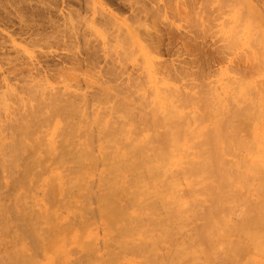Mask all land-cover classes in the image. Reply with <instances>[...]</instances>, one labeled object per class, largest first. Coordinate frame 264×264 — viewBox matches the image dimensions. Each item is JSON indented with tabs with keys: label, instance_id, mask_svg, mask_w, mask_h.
<instances>
[{
	"label": "rangeland",
	"instance_id": "374dc122",
	"mask_svg": "<svg viewBox=\"0 0 264 264\" xmlns=\"http://www.w3.org/2000/svg\"><path fill=\"white\" fill-rule=\"evenodd\" d=\"M239 2V0H0V124L10 122L12 125V123L17 122L18 124H16L20 125L27 121L31 107L28 102L24 104L25 100L22 98H27L29 94L32 99V107L34 104H38L37 107L39 108L36 111V117H31L32 121L26 122V125L32 130H30L31 137L24 139L26 143L32 144L33 140L31 138L36 140L44 137L46 122L42 124L40 119L45 120L46 118L45 106L50 97L57 96L62 99V103L67 101V106L69 107V116L67 115L68 125L69 122L71 123L70 127H68L70 132L69 159L67 158L66 162V174L67 178L70 179L69 181L66 178L70 184H68V188H70L68 191L65 190L63 194H58L55 197H51V199L50 194L46 197V194H48L46 192L47 186L42 183L43 178L46 176V171L51 168L53 170L52 175H54L60 166L58 167V159L57 161L55 159L54 162L51 158L40 159L42 149H39L40 152L36 155L33 154L36 159L33 164L35 168L32 167L31 173L22 172L25 169L24 166L28 162L31 163L29 155L31 152L28 150L21 151L23 155L19 152L20 156H17V159H19L16 160L15 169L10 164H7L8 170H10V167L12 168L11 172H8V170L5 172L7 176H4L3 170H0V202L5 203V208L0 203V212L1 214L3 213L0 215V220L4 221V224L3 221L2 223L0 221V227L5 225V230H0V264H15L22 259L24 254L25 257L30 256V264H89L91 261L93 262L90 264L192 263L185 257L174 258V261L173 256H178L171 251L176 249L173 245L175 246L177 243L176 246L182 243L186 244L184 241H187L188 245L192 244V241L195 242L193 237V240L191 239V236L194 233L193 231L199 229V226L201 228L204 224L202 219L199 218L200 222L195 217V219H192L195 222H192L190 216L192 217L193 215H189V212L187 217L184 216L179 219L180 222L183 220L181 226L180 223L177 226L178 220V222L176 221L177 225L174 222L170 223V226L168 225L166 229L170 228V232H174V235L171 234L173 237L169 235V238L163 235L164 224L162 223L161 228L158 226V221L161 220L159 218L162 217L163 221L166 218L162 215V212L163 214L168 213L167 206H163L164 204L156 197L151 196L150 198V196H147L148 200H145L146 197L142 199L143 205L137 201L128 207L129 212H138V217H136L137 221L136 218L129 217L128 225L129 227L133 226L132 231L129 232L131 233L130 235L128 233H124V235L120 231L121 224L109 227L100 215L97 197H100L103 192L101 181L105 172L104 168L108 166V163H111V158L114 156L115 151L127 147L129 139H134L137 136L149 139L148 144H146L149 145V148L145 146L144 149L146 151L143 149L141 154L150 157L151 154L147 156V153H152L151 151L156 145H152L155 143H152L153 136L156 132L161 134L165 131L161 126L154 127L152 122L154 118L158 119L165 113L164 109L166 111L167 103L168 107L172 106L171 108L178 112L177 115L179 117L183 113L181 116L182 121L184 116L190 121L192 118L191 114L194 113L196 116L195 120L194 118L190 122L184 120L183 124L189 123L188 127H194L197 124L195 126L197 127L201 123L198 119L202 114V111H200L202 107L199 105H203L204 102L205 105L209 102L212 105H216L217 99L220 98V101H222L221 114L226 112L225 110L228 106L227 112L234 111L229 121H234L233 123L231 122L233 125H236L235 122H237L239 126L238 123L240 122L237 119L239 116L236 115L239 110V102H237V96H235L237 95V93L235 94L236 84L239 85L242 82L253 83V86L247 89L248 98L255 95L257 97V93L262 91V88L256 89L257 84V87L264 88V62L261 63V61H257L252 56L253 54L256 55L258 48L259 52L262 51V48L253 41L246 42L243 21L239 20L242 22L240 24L239 21L234 19L233 10L239 8V6L241 8L239 10H243L246 7L242 8L244 4L240 2L242 5H239ZM245 3L250 5L255 12L257 11L256 13L260 12V15L264 11V0H245ZM243 14L245 16V13ZM257 62H259V65H257ZM253 89L254 91L256 90L255 94H253ZM165 91L167 92L165 93ZM225 91L227 93L224 95ZM63 93L65 95L61 97ZM232 93H234L235 97H233ZM168 97H170L169 100L164 99H168ZM208 98L210 100L212 98V100L209 101ZM227 100L229 103L226 102ZM196 103L197 105L199 104L198 107ZM243 104L244 102L241 105ZM178 105L182 107L179 108ZM120 108L123 110H120ZM156 109L158 110L156 111ZM125 110H129L126 112L127 116H134L135 114V119L133 117L127 119L126 113H122ZM117 111H120L121 116L117 115ZM154 111L156 114L159 111L162 114L157 116L152 113ZM146 113L149 114V118ZM122 115H124V120ZM140 118L141 120H139ZM107 121L110 122L108 123ZM111 121L116 123L114 124ZM140 121H143V124L146 122V124L143 125ZM111 123L114 124L113 127L116 126L112 128ZM106 125H111L110 128L112 130ZM106 128L110 131L114 129V133L109 130L105 133ZM240 128V131L238 130L239 133L237 132L238 136L241 135L239 139L243 137V140H246L247 136L251 137L248 127H246V130L243 129L245 127ZM162 129L163 131H161ZM129 130L130 132L132 130L133 132L136 131L135 133L141 131L134 136L133 132L130 133ZM40 131L41 133H39ZM4 132L8 134L6 131ZM262 132L264 135V128ZM20 134L21 132L18 131L17 136L22 137ZM109 134H112L113 138H115L113 141L107 138ZM103 135L104 137L107 135L106 138ZM198 140L199 138H195V141ZM105 143L107 144L106 147ZM79 144L80 146H78ZM194 146L185 145L180 150H172L170 145H167V154L171 155L177 152L175 153L177 154V161L173 164H168V158L166 161L167 171L159 173L158 181L164 183L168 179L175 180L177 182L176 190L177 188L179 190L176 193L178 195L181 194V197L188 200L193 199V197L199 198L203 204H200L202 203L200 200L199 202L198 199H195L198 201L197 208L202 209L207 207L206 202L203 201L205 199L204 190L200 187L201 185H197L196 189L198 188V191L193 188L195 190L189 192L190 184L189 180H187L188 175L186 176L188 161L196 159L195 153H197L198 148ZM41 148L45 149L46 146H41ZM237 149L239 148H235L230 154L224 156L225 163L227 161V163L233 164L234 160L236 161L241 157L247 158L250 155V153L247 154L245 151ZM188 151L191 153L189 152L190 154L186 155ZM233 153L237 154L234 156ZM77 154H81L82 157ZM25 155L30 160H26ZM7 157L8 162L15 158V156L13 158L6 156L5 158ZM24 157L25 162H23ZM37 158L38 161H36ZM79 158H82L81 162ZM75 160L79 162L76 163ZM41 163L44 164L40 165ZM0 168L2 167L0 166ZM184 168L186 170H183ZM13 169L15 171L12 172ZM173 169H178L180 175L177 170L174 172ZM143 170V167H139L137 168V174L135 172H125L123 180L128 181L135 176H139L145 181L143 178L146 175L143 174ZM8 173L9 175L11 173L13 178ZM78 173L84 174L81 181L78 180ZM73 176L74 181L72 179ZM181 179L183 182H180ZM186 193H188L190 198ZM249 194L252 196L251 199L255 198L254 193L250 192ZM62 195L65 196L62 198ZM231 195L233 197L235 194H229L227 204L228 206L234 204V206H231L232 208L226 206L229 209L231 208L233 212L231 209L228 211L226 207L225 209L227 210L223 212H226L225 216L227 215L228 219L232 220L231 223L234 224V222L239 221L240 209L242 210L244 206H241L242 204L239 201L236 202L240 203V206H236L235 202L230 200ZM47 198L53 203L48 204ZM145 201L148 203L147 205H145ZM158 201L159 204H157ZM149 203L152 205H149ZM42 204L49 209L52 205L51 208H53L54 215L51 219L44 217L42 214L43 211H41L40 207ZM139 204L141 205L138 206ZM136 205L138 206L137 208ZM161 205L162 208H160ZM230 211L232 214H230ZM149 216L150 221L158 219L157 222H153L154 225L157 224L155 225L157 228L152 225V221L149 222V219L146 218ZM140 217L143 218L140 219ZM28 220H32L42 232L41 234L46 236L45 239L49 240L57 238L56 240L59 241L61 235L67 238L71 233L82 230L84 235H86L82 234L81 237L84 238L80 237V242L83 245H87L88 248H92L91 254L81 247L80 242L75 243L67 240L66 249L62 256L51 262L55 256L54 254L47 255V250L50 246L49 241L43 240L45 243H40L37 239L35 240L34 236L32 237L33 234L31 232H24V229L27 230ZM138 222H141V225ZM53 223H58L59 226L54 228ZM137 223L138 225H133ZM193 226L195 230L192 228ZM153 227L155 228L153 229ZM176 228H181V230L177 229L178 231L176 230L175 232ZM182 232H184V235ZM161 233L162 235L159 236L158 234ZM185 233L189 235L185 236ZM143 236L148 239H155L154 242L157 243L155 248L153 247L154 249L149 250V243H145L146 245L142 244L139 247V241L141 242L139 239ZM121 238H124L125 244L127 242L128 244H119L118 241ZM232 239H235V237ZM123 245L127 247L123 248ZM135 245L141 249H136ZM13 247L14 250L12 251ZM15 247L18 248L16 249ZM21 248L25 251H21ZM140 251L143 252L141 253ZM171 254L173 255L171 256ZM13 255L15 256L12 257ZM200 255L193 262H196V264H208L203 260V255ZM217 256L221 258V254H217ZM89 257L90 259H88ZM218 257L217 260H220Z\"/></svg>",
	"mask_w": 264,
	"mask_h": 264
},
{
	"label": "bare ground",
	"instance_id": "6f19581e",
	"mask_svg": "<svg viewBox=\"0 0 264 264\" xmlns=\"http://www.w3.org/2000/svg\"><path fill=\"white\" fill-rule=\"evenodd\" d=\"M239 1L242 4H244V5H242L239 2V5H242V8L244 6H246L245 9L243 8V10L245 11V12H243V13H245V16H243L244 14L241 12L243 10H239V8H240V6H239V8H236L235 10H233L234 11V19L237 21H239V20L243 21V28H245L244 38L246 39V42L249 43V41H251V42L253 41V42L259 44L260 47L262 48V51L260 50L261 52H259V48H258L256 55L255 54L252 55L254 57V59H256L257 61H261V63H262V62H264V17H263L264 11L263 12L261 11L262 12V14H261L262 16H261L259 14L260 12L256 13L257 11L255 12L254 9L250 5L245 3V0H239ZM261 9H263V8H261ZM241 23L242 22H240V24ZM235 28H236V26H235ZM233 30H234V28H233ZM254 47H255V45H254ZM248 57H250V56H248ZM258 63L259 62H257V65H259ZM255 65H256V63H255ZM256 84H257V82H256ZM261 85H259V86H261ZM236 86L238 87V89H236L237 88L236 87L235 88L236 92H235V90H234V92H235V94L237 93V95H235V96H237V102H239L238 103L239 110L238 111L236 110V109H238L237 108L238 105L235 106L236 107L235 110L238 112V113H236V111H235V113H236V115L239 116V118L236 117L237 119H239V122H240V123H238L239 126L237 125V122H235L236 125H233L232 123L234 121L233 122L231 121L232 123L229 121L231 116H233L234 111L233 112H230V111L227 112L228 106L225 110L226 112L222 111L226 114L225 115H224V113L221 114L220 109L222 108L221 107L222 101H220L221 100L220 98L217 99L216 105L210 104L209 101H211L212 98H211V100L208 98L209 103L207 105H205V102L203 105L198 104L199 106L202 107L203 110L200 109V111H202V114L200 115L199 119L197 117V119L200 120V122H201L197 127H195L197 124H195L194 127H188L189 123L183 124L184 120H186L188 122H190L191 120L193 121V118L195 120L196 116L194 113H192L193 110L191 111V113L194 114V116H192V114H191V117H192L191 120L189 121V119L188 118L186 119L185 118L186 116H184L183 117L184 119L182 121L181 116L183 115V113L179 117L177 115L178 112L175 111L173 108H171L172 106L168 107V103H167L166 104V111L164 109L165 113L162 116H160V118H158V117H157L158 119L154 118V121H153V117H152V121H153L152 125L154 127L161 126L164 128L165 131H164V133L162 132L161 134H159L156 132L157 131L156 130L155 131L156 134L154 136L152 135L154 137V138H152L154 140V141L152 140V143L155 142L152 145H155V144L156 145L153 147V149L150 148V149H152V151H151L152 153H150V152L147 153L148 154L147 156H149V154H151L150 157H146V156H143L141 154V152L145 146H148V148H149V145H146V144H148L149 139H145V137H142V136H137L136 138H134V139L132 138L131 140L129 139V143H128L126 148L120 149L119 151H115L114 156H112V158H111L112 159L111 163L107 162L108 166L104 168L105 172H104V176L102 177V181H101V186L103 188V192L100 195V197L98 196L99 198L97 197L98 202H99V206H100L99 207V213L103 217V219L107 222L109 227L112 225L116 226L118 224H121V230L120 231H122V234L128 233L130 235L131 233H129V232L132 231L133 226L129 227V225H128L129 217H132V218L138 217V212H136V211L133 213L129 212L128 207L130 205L132 206L133 203H136L137 201L139 203L141 202V204L143 205L142 199L144 197H146L145 200H148L149 198L147 196H150V198L152 196L154 198L156 197L161 203L164 204V205L162 204L163 206H167V208H168V213L163 214V212H162V215H164V217H166L164 219V221H163L162 217L159 218L162 221L161 220L158 221V219H157L159 217L158 214H157L158 217L156 218L157 219L156 221H154L155 219H153V221L151 220L153 226L157 225V224L154 225V223L157 221H158V226H160V228L164 224L165 230L163 231V235H166L169 238H170L169 235H171V234L174 235L173 234L174 232H170V228L169 229H166V228L168 227V225L170 226V223H173V222L176 223L177 220L179 221V219L183 218L184 216L187 217V214L189 212H190L189 215L194 216V218H192L193 216L192 217L190 216L192 222H195L194 220H192V219H195V217H197V219H199V218L202 219L204 222V224L202 222L203 225L201 224L202 225L201 228L199 226V229H197V230H195L194 226L192 227L195 231H193L194 233L191 236V239L193 237V239L195 240L196 243L194 241H192V244L190 243L191 245L189 244L190 245L189 246L187 244V241H184V242H186V244L182 243L183 244L182 245L181 242H179L181 245L176 246L178 243L177 244L175 243L176 244L175 246L173 245V247H176V249H174V250L172 249L171 252L174 253L176 256H178V257L173 256V260H174V258L185 257V258L189 259L188 261H192L191 264H193V263L196 264V262H193V261H195V259H197L196 257H198L201 254L200 256L203 255V258H204L203 260H205V263L207 262L208 264H264V135L262 134L263 133L262 129L264 128V88L263 87H257L258 86V84H257L256 89L262 88L261 89L262 91L260 92L258 90L260 93H257V97L255 95L254 97H256V98H254L252 96L251 98H253V99H251V98L247 97V92H248L247 89L253 86L252 82H250V83L249 82L248 83L242 82L241 84L239 83V85L236 84ZM207 89H208V87H207ZM64 90H66V89H64ZM167 91H165V93ZM213 92H215V91H213ZM213 92H211V93H213ZM249 92H250V90H249ZM253 92H254L253 94H255L256 90L254 91V89H253ZM169 93H167V94L169 95ZM225 93H227V92L225 91L224 95H225ZM232 94H233V97H235L234 93H232ZM61 95H62L61 97H64L65 94L63 93ZM201 95H202V93H201ZM185 96H187V95H185ZM170 97H171V95H170ZM170 97H168V99L167 98H164V99L169 100ZM213 97H215V96H213ZM225 98L227 99V97H225ZM22 99L25 100L23 102L24 104H26V102H28V105L31 107L30 111L28 112L29 117L27 118V121H32L31 117H36V111L39 108V107H37L38 104L37 105L34 104L32 107V103H31L32 99H31L30 94L27 98L24 97ZM49 99L50 100L48 101V103L45 106L46 107V110H45L46 111V118H45V120L40 119V122L42 124L43 123L45 124V122H46L45 130H44V137L40 138L41 140L40 139L35 140V139L31 138L33 140V142H31L32 144L25 142L24 139L28 138L29 136L31 137V135H32L30 132L31 129L28 127V125H26L27 121L24 124L19 122L22 124V125L20 124L21 126L17 125L18 124L17 122L12 123V125L10 122H7L6 124H4V123L0 124V166L2 167V168H0V170H3L4 176H7V174L5 175V172L9 169L7 164L8 165L10 164L15 169V166L17 165L16 160L19 159V158L17 159V156H20V154L23 155L21 153V151L28 150L29 152H31L29 154L30 158H31V163H29L27 161L28 163L24 166L25 169L22 170V172L26 171V172L31 173L32 172L31 170L33 168H35L33 166V164H34L35 159H36L33 154L36 155L38 152H40L39 149H42L43 151L41 150V158L40 159L51 158L53 160V162L55 159H56L55 161H57V159H58V161H59L58 167L60 166V168L57 169V173L54 175H52L53 170L51 168L49 170H47L46 176L42 180V183L47 186L46 192L48 194H46V197L50 194V199H51V197H55L58 194H63V192H65V190L68 191L70 189V188H68V184H69L70 179L67 178V174H66L67 173L66 172V162H67V158L69 157V145H70V143H69L70 142L69 141L70 140L69 139L70 132L68 131V129H69L68 127H70L69 125L71 123L69 122V125H68L67 115L69 113L68 112L69 107L67 106V101H65V102L63 101L64 103H62V99L57 97V96H53L52 98L50 97ZM196 99H198V98H196ZM203 99H202V101H203ZM223 99H224V97H223ZM238 99H240L241 102L238 101ZM170 101H172V100H170ZM156 102H155V104H156ZM165 102H168V101H165ZM226 102H228V100ZM243 102H244V104L241 105ZM155 104H154V106H155ZM187 104H189V103H187ZM196 105H197V103H196ZM198 105H197V107H198ZM123 106L125 107V105H123ZM182 106L178 105L179 108ZM240 106H242V107L240 108ZM117 107L119 108V106H117ZM156 107L158 108L157 105H156ZM162 108H164V107H162ZM230 109H231V106H230ZM120 110H123V109L120 108ZM157 110L158 109H156V111ZM128 111L129 110H127V111L125 110V112H122V111L121 112L126 113ZM152 111H153V109H152ZM195 112H197V111H195ZM118 113H120V111L119 112L117 111V115L121 116V113L120 114H118ZM152 113H155V111ZM131 114H134V113H131ZM149 114H151V112H149ZM149 114H147V116ZM160 114H162V113L159 111V113L156 115L158 116ZM124 115H122V118ZM126 116H127V113H126ZM135 116H136L135 114H134V116L129 115L126 118L127 119L129 117L134 118ZM144 116H142V117L145 118ZM234 117H235V115H234ZM29 118H31V119H29ZM141 118L139 120H141ZM143 118H142V120H143ZM148 118H149V116H148ZM146 119H147V117H146ZM146 119H145V121L148 120V119L147 120ZM123 120H124V118H123ZM205 120H206V122H204ZM232 120H234V119H232ZM148 121H150V120H148ZM107 122L109 123L110 121H107ZM111 122H114V121H111ZM134 122H135V120H134ZM115 123L116 122H114V124ZM141 123L143 124V121ZM114 124H112V128H114L116 126L115 125L113 127ZM144 124H146V122H144ZM147 124H148V122H147ZM148 125H150V124H148ZM107 126L108 125H106V127ZM110 127H111V125L108 126V128H110ZM240 127H245V128H243L245 130L247 129L246 127H248V129L250 131L249 135L251 134V137L249 138L247 136L246 140H243L244 139L243 137L241 138L242 140L239 139V137L241 136V135L238 136L239 135L238 130ZM71 128H72V126H71ZM134 128H136V127H134ZM144 129H145V127H144ZM147 129L149 130L148 127H147ZM107 130H109V129L106 128L105 133ZM133 130H132V132H133ZM240 130H241V128H240ZM4 131H6L8 134H6ZM18 131L21 132L20 136L22 135V137L17 136ZM113 131H114V129H113ZM113 131H110V132H113ZM140 131H137V133H140ZM161 131H163V129ZM129 132H130V130H129ZM132 132H130V133H132ZM135 132H133L134 136L137 135V133H135ZM39 133H41V131ZM112 134H109L107 138L113 141L115 138H113L114 134L113 135ZM106 136L104 137V135H103L104 138H106ZM118 137H119V135H118ZM34 138H35V136H34ZM148 138H149V136H148ZM195 138H199V140L195 141ZM108 139H107V141H109ZM150 141H151V137H150ZM80 144L78 146H80ZM194 144H195V146H194ZM106 145L107 144L105 143V147H106ZM167 145H170V148L172 150L173 149L174 150H180L185 145H188L191 147L194 146L195 148L197 146L198 151H197V153H195L196 159L188 161V165L186 166V168H187L186 176L188 175V179L186 177H185V179L189 180V184H190L189 189H188V191L190 190L189 192H191V190L194 191L196 189L197 185H201L200 187H202L204 190L205 199H203V201L206 202V205H207L206 208H202V209H200L199 207L197 208V202L200 200L199 198H197L198 201H196L197 199L192 196L193 199L188 200L187 198L181 197V194L178 195V193H176V191L178 192L179 190H178V188L176 190L177 182L175 180H173V179L167 180L166 179L167 181L163 180L164 183L158 181V178L160 175L159 173H163V172L167 171L168 166H167L166 161L168 160V158H169L168 164H173L177 161V154H175L177 152H175L174 154L168 155L169 154V153L167 154L168 150H166ZM41 146H46V148L43 149V148H41ZM235 148H239L242 151H245L247 154L250 153V155L247 158L241 157L236 161L234 160L235 162L230 161L233 164H229V163H227V161L225 163L224 162V160H225L224 156L227 154H230L231 151L235 150ZM102 149H103V147H102ZM239 149H237V150H239ZM103 151H105V150H103ZM19 152H20V154H19ZM70 152H71V150H70ZM189 152L190 151H188V153H186V155L191 153V152L190 153ZM235 154H237V153H235ZM235 154H234V156H235ZM77 155L81 156V154H77ZM6 156H9V158H13L15 156V158L13 160L11 159V161L8 162L7 161L8 157L5 158ZM25 157H26V155H25ZM25 157H24L23 162H25ZM30 158L26 157V160L27 159L30 160ZM88 158H89V156H88ZM81 159L82 158H79L80 162H81ZM77 160H75L76 163L79 162ZM36 161H38V158ZM60 161H61V163H60ZM184 162H186V161H184ZM36 163H35V165H36ZM82 163H80V164H82ZM43 164L44 163H41L40 165H43ZM79 165H78V168L80 169L81 165L80 166ZM139 167L144 168L143 174L146 175V177L143 179H145V181H143L139 176H135V177L133 176L134 178L132 180H128V181L123 180L125 172H135V174H137V172H138L137 168H139ZM11 169L12 168L10 167V170H8V172L9 171L11 172ZM14 169L12 170V172L15 171ZM16 169H18V168H16ZM176 170L178 172V169H175V170L173 169L174 172H176ZM183 170H186V169L184 168ZM170 171H172V170H170ZM170 171H168V172H170ZM179 172H178V174L180 175ZM126 174H128V173H126ZM172 174H175V173H172ZM8 175H9V173H8ZM10 175H11V173H10ZM78 176H79L78 180L81 181L84 174L78 173ZM10 177H12V175ZM66 178L69 179V181ZM72 179L74 181V176L72 177ZM182 179L180 180V182L182 181ZM67 181H68V183H67ZM142 182H143V185H142ZM35 186H36V184H35ZM71 187H72V185H71ZM193 188H195V189H193ZM202 188H200V189L202 190ZM186 191H187V188H186ZM250 192L254 193V195H255L254 199H251L252 196L249 194ZM180 193H181V191H180ZM231 193H234L235 195L233 197L231 195L230 200L232 202H235L236 206L237 205L240 206V203L238 204L236 201L241 202V204H242L241 206H244L242 210L238 206L240 209V213H239L240 219H239V221H236L237 223L234 222V224L231 223L232 220L230 221L228 219L227 215L225 216L226 212L225 213L223 212L224 210H227V209L229 211L234 206V204L231 205L232 207L228 206V204H227V199L229 197V194H231ZM36 194H37V192H36ZM183 194H182V196H184ZM186 194H187V196H189L188 193H186ZM64 196L62 195L61 197L63 198ZM62 198H61V200H62ZM189 198H190V196H189ZM47 200H48V204L53 203V201H50L48 198H47ZM121 200H123L122 201L123 203L119 202ZM159 201L157 202V204H159ZM200 201L202 202V200H200ZM0 203L4 207L5 203L4 202H3L4 204L2 202H0ZM65 203H64V205H65ZM153 203H155V202H153ZM141 204H139L138 206H140ZM147 204L148 203L146 202L145 205H147ZM157 204L155 203V205H157ZM200 204H203V202ZM149 205H152V204L149 203ZM162 205L160 208H162ZM226 205L228 207H231V208L230 209L227 208ZM138 206L136 205V208ZM199 206L202 207L203 205H199ZM0 207H1V205H0ZM40 207H41V211H43L42 214L44 215V217H46L48 219H51L53 217L54 213L52 210L53 208H51L52 205H51L50 209L48 207H46L44 204H42ZM151 207H153V206H151ZM225 207L227 209H225ZM167 208L165 209L166 211H167ZM239 209H238V212H239ZM1 210H3V209L1 208ZM165 210H163V211H165ZM234 210H236V209H234ZM231 211H232V209H231ZM232 212L230 214H232ZM148 213H150V212H148ZM152 213L155 214L153 211H152ZM2 214L0 212V215H2ZM239 214H236V215H239ZM146 215H147V213H146ZM154 217H156V215H154ZM142 218L143 217H140V219H142ZM146 218L149 219L150 216L146 217ZM200 219H199V221H200ZM230 219H232V218H230ZM188 220H189V218H188ZM236 220H238V219H236ZM2 221H1V223H2ZM54 221H55V219H54ZM54 221L52 220V222H54ZM136 221H137V218H136ZM151 221L149 219V222H151ZM182 221L183 220H181V222L179 221L178 225H177V223H176V225L179 226V223H180V226H181ZM52 222H51V224H52ZM27 223H28L26 225L27 230L24 229V232L25 231L31 232L33 234L32 237L34 236L35 240L37 239L40 243L41 242L45 243L43 240L49 241L50 246L48 247L47 255L50 256V255L54 254V256H55V258L52 259V261L50 260L51 262H54L57 259V257L62 256V253L66 249L65 245H66L67 240H71L75 243H79L81 241L80 237L82 236V234L84 235V232L81 230V231H77L75 233H71L70 235L67 236V238L64 235H61L59 241L56 240L57 238H51V240H49V239H45L46 236L41 234L42 232L40 231V229H38V227L35 225V223L32 220H28ZM138 223L133 224V225H138ZM3 224H4V221H3ZM183 224H184V222H183ZM53 226L55 228L59 225H58V223L57 224L53 223ZM197 226H196V228H198ZM2 227L3 226L0 227V230L1 231L5 230V228H4L5 225L3 228ZM155 227H153V229ZM178 228L175 229V232ZM159 230H161V229H159ZM178 230H181V228ZM145 231H146V229H145ZM138 232H140V231H138ZM184 232H185V230H184ZM184 232H182V234ZM186 233H185V236L189 235ZM191 234H192V231H191ZM158 235L160 236V235H162V233L158 234ZM86 237H88V236H86ZM233 237H235V239H232ZM81 238H84V237H81ZM139 240H141V242L139 241L140 246L137 244L136 245L141 247L142 244H145V243L148 244L149 243V247L147 246L149 248V250L154 249L155 244L157 243V242L156 243L154 242L155 239H148L144 236L142 238H140ZM38 241H37V243H38ZM118 243L121 245L125 244L124 238H121V240H119ZM126 244H128V242ZM129 244L131 246L130 242H129ZM133 245H134V243H133ZM137 246H136V249H141V248H137ZM81 247L83 249H86V251H88V252H90L92 250V248H88L87 245H83L82 243H81ZM124 247L125 246L123 245V248ZM15 248L17 249L18 247H15ZM145 248H143V249L145 250ZM9 249H11V248H9ZM13 250H14V247L12 248V251ZM20 250L25 251V250H22V248ZM152 252L155 254L154 251H152ZM152 252H151V254H152ZM12 254H15V253H12ZM23 254H24V252H23ZM90 254H91V252H90ZM217 254L218 255L221 254V258L218 257ZM172 255L173 254H171V256ZM14 256L15 255H13L12 257H14ZM26 256H28V255L26 254ZM149 256H151V255L149 254ZM169 257H170V254H169ZM217 257L220 258V260H217ZM88 259H90V257ZM0 262H1V260H0ZM30 262H31L30 256L25 257V254H24L22 256V259H20V261H18L16 263L17 264H30ZM91 262H93V261H91ZM91 262H89V264ZM198 262H199V259H198Z\"/></svg>",
	"mask_w": 264,
	"mask_h": 264
}]
</instances>
